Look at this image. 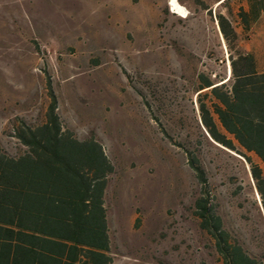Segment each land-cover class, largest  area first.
<instances>
[{"label":"rangeland","instance_id":"1","mask_svg":"<svg viewBox=\"0 0 264 264\" xmlns=\"http://www.w3.org/2000/svg\"><path fill=\"white\" fill-rule=\"evenodd\" d=\"M197 73L227 77L229 63L195 0H0V149L19 153L15 128L43 122L55 100L62 128L99 142L114 167L103 197L111 264H220L203 198L264 259L250 165L207 137Z\"/></svg>","mask_w":264,"mask_h":264},{"label":"trees","instance_id":"2","mask_svg":"<svg viewBox=\"0 0 264 264\" xmlns=\"http://www.w3.org/2000/svg\"><path fill=\"white\" fill-rule=\"evenodd\" d=\"M195 1L229 63L228 77L196 74L198 119L208 138L249 163L264 216V0ZM54 110L55 100L43 122L15 128L19 153L0 149V264H111L103 197L114 167L99 142L75 138ZM188 163L201 178L196 160ZM206 202L197 201V214L220 264H264L230 239Z\"/></svg>","mask_w":264,"mask_h":264},{"label":"clouds","instance_id":"3","mask_svg":"<svg viewBox=\"0 0 264 264\" xmlns=\"http://www.w3.org/2000/svg\"><path fill=\"white\" fill-rule=\"evenodd\" d=\"M171 2H172L173 4H175V3H176V0H171Z\"/></svg>","mask_w":264,"mask_h":264},{"label":"crops","instance_id":"4","mask_svg":"<svg viewBox=\"0 0 264 264\" xmlns=\"http://www.w3.org/2000/svg\"><path fill=\"white\" fill-rule=\"evenodd\" d=\"M229 76V74L227 75V77ZM254 159V158H253Z\"/></svg>","mask_w":264,"mask_h":264}]
</instances>
